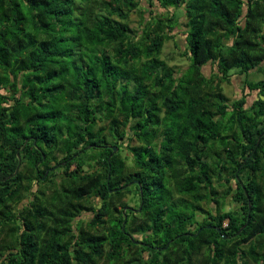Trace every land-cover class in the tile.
<instances>
[{
    "label": "trees",
    "instance_id": "obj_1",
    "mask_svg": "<svg viewBox=\"0 0 264 264\" xmlns=\"http://www.w3.org/2000/svg\"><path fill=\"white\" fill-rule=\"evenodd\" d=\"M255 73L264 0H0V264H264Z\"/></svg>",
    "mask_w": 264,
    "mask_h": 264
},
{
    "label": "rangeland",
    "instance_id": "obj_2",
    "mask_svg": "<svg viewBox=\"0 0 264 264\" xmlns=\"http://www.w3.org/2000/svg\"><path fill=\"white\" fill-rule=\"evenodd\" d=\"M178 14L182 17V13L181 11H178ZM159 15H162V17L167 18V14H165V12H160ZM154 16H157L156 14H154ZM146 17V15H145ZM149 17V16H148ZM147 17V18H148ZM142 21V15L138 14V13H133L130 16V26L131 28H133L134 30H136V32H138L140 30V24ZM184 24L183 20L177 24V27L171 32V36L172 39L169 40L166 44L165 47L163 49L162 55H161V60L167 62V64L172 67L174 69V71L176 73L180 72L185 74L187 71L188 66L190 65V62L188 60L187 56H182L183 53H185V48L187 47L186 42H185V37L183 36V29H182V25ZM203 73L205 75L211 76L212 75V68L211 67H206L203 69ZM235 77L232 78V82L230 84H226L224 83L222 85L223 90H224V94L226 96H228L231 100H234L236 97H239L240 95V89L243 88V82L245 80V77L243 76H239L237 74ZM264 75L263 74H259V73H255V74H251L249 75V80H253V81H258L263 79ZM239 85V88H238ZM250 97H252V99H250V104L251 101L253 99H255L256 94L255 93H250ZM249 104V105H250ZM118 152V150H117ZM126 156H129V154L127 152H123L122 153V157L126 158ZM128 162V161H127ZM130 162V161H129ZM128 162V164H130ZM74 168V166H73ZM130 170L134 171L133 168H129ZM264 172V171H263ZM36 189H38V187H36ZM225 190V188H218V191L220 192V195L222 194V192ZM48 195L50 194L49 191H47ZM130 198L125 199L126 202H129ZM26 200L21 201L20 204H13L12 208L13 209H22L23 206L25 205ZM137 198L136 200H134L133 202H131V208L132 209H137ZM203 208L206 210H214L216 208V204L211 203L210 205L207 204H202ZM212 207V208H211ZM226 209L225 210H230V209H237L238 205L235 203H232L231 200L228 199V201L226 202ZM121 209V208H120ZM197 219L199 222H203L205 220V215L202 213H197ZM109 226V224L107 225ZM85 228H87V223L85 224ZM105 231L101 228H95L92 230V233H97V232H102ZM137 237V236H136ZM99 264H110L107 259H103L101 262H99Z\"/></svg>",
    "mask_w": 264,
    "mask_h": 264
},
{
    "label": "water",
    "instance_id": "obj_3",
    "mask_svg": "<svg viewBox=\"0 0 264 264\" xmlns=\"http://www.w3.org/2000/svg\"><path fill=\"white\" fill-rule=\"evenodd\" d=\"M117 147H115L114 148V153H116L117 152ZM43 158H45L44 156H43ZM49 173V170L46 172V175ZM237 178H238V176H237ZM141 195H142V192H141ZM143 196V195H142ZM127 210V208L125 209V211ZM124 211V212H125ZM136 211V210H135ZM125 224H126V222H124V224H123V228H124V226H125ZM205 228H207V229H214V230H217L219 233H222V231H221V228H219V227H216V226H212V225H209V226H206ZM204 228H201L200 229V231H202ZM240 233V232H239ZM238 233V234H239ZM228 237L226 236V235H224V239H227Z\"/></svg>",
    "mask_w": 264,
    "mask_h": 264
},
{
    "label": "flooded vegetation",
    "instance_id": "obj_4",
    "mask_svg": "<svg viewBox=\"0 0 264 264\" xmlns=\"http://www.w3.org/2000/svg\"><path fill=\"white\" fill-rule=\"evenodd\" d=\"M47 171H48V170H47ZM135 210H136V209H132L131 211H132V212H136Z\"/></svg>",
    "mask_w": 264,
    "mask_h": 264
}]
</instances>
